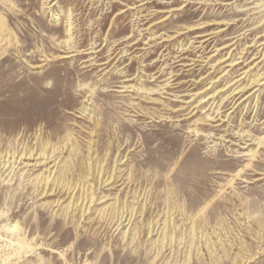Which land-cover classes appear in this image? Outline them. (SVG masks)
Segmentation results:
<instances>
[{
    "label": "rangeland",
    "instance_id": "obj_1",
    "mask_svg": "<svg viewBox=\"0 0 264 264\" xmlns=\"http://www.w3.org/2000/svg\"><path fill=\"white\" fill-rule=\"evenodd\" d=\"M0 63V153L61 150L0 177V264H264V0H0Z\"/></svg>",
    "mask_w": 264,
    "mask_h": 264
},
{
    "label": "bare ground",
    "instance_id": "obj_2",
    "mask_svg": "<svg viewBox=\"0 0 264 264\" xmlns=\"http://www.w3.org/2000/svg\"><path fill=\"white\" fill-rule=\"evenodd\" d=\"M3 65H2V63H0V74L5 72V68L3 67ZM9 68L11 69V68H13V66H9L8 69ZM84 110L85 109H83L82 111H84ZM38 139H39V142H38L39 145H38L37 148H39V150H40V152L38 153L39 154L38 157H35V154L32 153L33 151L30 148H28V146L25 147V148L23 147L21 149H18V148L9 149L4 154L0 153V177L4 174V172H6L10 168V170L8 171V174H7V176H8L9 173H11V175H9V179H12L13 177H15V178L19 177V176H21L23 174L24 175L22 176V178H24L26 176V173H28L30 171H33L34 168L41 167V166H47V164H49L50 161H51L50 159L53 156H55V152L56 153H60L61 150H59V152H57L59 148L58 147L54 148L55 145L52 144V143H50L49 148H48L47 143L50 142L49 140H44V138L42 136L39 137ZM262 143H263V140L259 141L257 144L260 145ZM254 155L255 154L253 153L252 157H254ZM88 160H90V161L88 162L86 167L83 168L81 166V164H80L81 170H83L87 174L88 177L91 176L93 178V180H94L93 182L96 185H98V184L100 185V184L106 183L108 180L107 179H102V177H104V176L100 177V174L102 172H105V171H102L103 168H96V166H97L96 162H94V160L92 161L90 156H89ZM31 162H33V163H31ZM77 163L73 162V164H72L73 166L72 167L77 166ZM77 169H78V166H77ZM19 171H22L23 174L21 173V174L18 175ZM95 173H96V175H94ZM109 177H110V179L113 178V181H111V182H114V179H115L116 176H113L111 174V175H109ZM197 179L199 181H201L202 180V175H198ZM33 181H34V186L37 187V190L41 187L40 193H42V194L43 193L46 194L49 191L52 192V193L60 194V192H61L60 189L64 188L66 186V183L65 184L61 183L59 185L55 184L54 181L49 180L48 176H46V175L45 176H42V175L41 176H36L33 179ZM67 188H68V186H67ZM67 188H66V190H67ZM92 196H93V193L89 192L87 194V196H85V199H86V197H88L89 201L91 202L92 198H93ZM175 206H176V204H175ZM85 210H86V208L83 211H85ZM111 213L112 214L114 213V209L113 208L111 209ZM129 214H130V217L127 218V215H125L124 219H122L123 215H121L120 217L115 215V216L118 217L119 225L123 224L126 220H127V222L125 223V226L129 224L130 219L132 217V213H129ZM166 225H168V227H169L170 225L172 226L173 223L170 224L168 222H164V227L165 228H166ZM155 226H156V223H154L152 225H151V223H148V228L146 229L147 233H153V231L155 230V228H154ZM11 228L12 229L10 231L12 233L17 231V230H15V228H16L15 225L12 226ZM8 229L9 228H7V231H9ZM161 236H162L161 246H162V243H163L164 240H167V239L172 240L171 239L172 237L171 236L170 237L167 236V233L165 231L162 232ZM92 246L95 247L94 244H92Z\"/></svg>",
    "mask_w": 264,
    "mask_h": 264
}]
</instances>
